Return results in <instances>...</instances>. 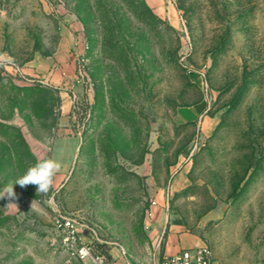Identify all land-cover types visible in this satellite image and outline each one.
<instances>
[{"label":"rangeland","instance_id":"374dc122","mask_svg":"<svg viewBox=\"0 0 264 264\" xmlns=\"http://www.w3.org/2000/svg\"><path fill=\"white\" fill-rule=\"evenodd\" d=\"M74 25L66 88L45 74ZM45 158L62 164L47 194L14 183ZM9 183L0 264H84L58 214L93 226L119 264H156L174 229L224 264H264V0H0Z\"/></svg>","mask_w":264,"mask_h":264},{"label":"built area","instance_id":"2783aa9c","mask_svg":"<svg viewBox=\"0 0 264 264\" xmlns=\"http://www.w3.org/2000/svg\"><path fill=\"white\" fill-rule=\"evenodd\" d=\"M75 61V80L84 82L87 75V58L82 50L73 48ZM156 201H153V205ZM168 205V202H167ZM53 229L62 248L70 259H76L84 264H119L114 256L105 254L96 248V242L102 243L96 229L75 215L58 214L54 217ZM125 255V251H122ZM126 264L131 263L128 259ZM156 264H224L217 259L212 248L207 244L193 248H182L174 254L164 255Z\"/></svg>","mask_w":264,"mask_h":264},{"label":"crops","instance_id":"0c3cea01","mask_svg":"<svg viewBox=\"0 0 264 264\" xmlns=\"http://www.w3.org/2000/svg\"><path fill=\"white\" fill-rule=\"evenodd\" d=\"M153 4L157 5L158 0H150ZM80 28L76 25L70 28H65L63 31V35L61 41L59 42L58 48L54 56L51 58L52 62L51 69L48 74H45L48 79H51L52 82L56 84H61L62 87H70L71 80L70 77L73 71V63L70 55V48L74 44H78L80 41ZM77 31V34L75 33ZM67 75V76H63ZM69 77V78H68ZM190 238L187 237L183 233H179L177 230H171V233L168 237V242L166 246L165 254H174L182 248H191L192 245L189 244L188 240ZM191 240V239H190ZM189 244V245H188ZM195 244V242H194Z\"/></svg>","mask_w":264,"mask_h":264},{"label":"clouds","instance_id":"9594fccd","mask_svg":"<svg viewBox=\"0 0 264 264\" xmlns=\"http://www.w3.org/2000/svg\"><path fill=\"white\" fill-rule=\"evenodd\" d=\"M61 167L62 164L59 159H38L34 164L29 166L21 176L17 177L14 183L19 184L21 187L35 185L38 194H47L52 187L56 173ZM5 195L9 198L15 197L13 183H9L4 188L0 189V198H3Z\"/></svg>","mask_w":264,"mask_h":264}]
</instances>
